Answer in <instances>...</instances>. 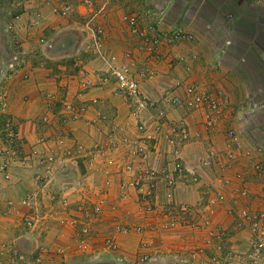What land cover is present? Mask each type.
I'll use <instances>...</instances> for the list:
<instances>
[{
  "label": "crops",
  "instance_id": "crops-1",
  "mask_svg": "<svg viewBox=\"0 0 264 264\" xmlns=\"http://www.w3.org/2000/svg\"><path fill=\"white\" fill-rule=\"evenodd\" d=\"M57 1L0 0V63L14 59L18 64L12 74L6 76L3 72L0 75V129L10 131L6 139L2 136L4 131L0 132V264H76V260L83 258L82 255L86 256L85 253L90 256L97 254V259L92 261V264H104L99 260L101 256L110 257L113 261V257H119L123 264H139L137 257L142 249L138 243L141 239L147 242L144 251L154 257L150 264L205 263L207 256H201L202 261L187 256L188 251L197 246L203 238L201 232L190 228L189 225L184 226L188 221L179 222L180 226L173 229L160 230L157 228L159 217L163 219L165 216H149L143 221H148L155 228L146 229L141 235L133 232L127 235L117 234L115 238L118 249L114 252L115 256H111L109 253H98V238L94 240L96 250L83 252L73 246H67L70 233L63 225L57 227L55 222L45 219L41 227L42 223L37 226L36 223L27 224L21 220L24 211L18 204L31 186L38 159L42 161L44 170L47 168L51 173L61 170L62 164H66V174L75 172L77 179L83 177L80 175L81 171L86 169V176L83 178L90 181L89 187H95L100 185L102 178L99 171L93 172L87 168L88 151L109 144L111 125L120 126V134L123 136H135V121L128 116L126 102L114 94L115 84L106 73V65L112 56H116L118 60L123 58L125 61L134 59L140 65L154 63L155 77L140 82L141 89L151 97L156 98L163 89L182 95L183 90L175 86V83L181 81L204 87L206 90L218 88L221 91L219 93L228 99L213 130L204 129L199 123L201 116L198 113H188L180 106L168 107L167 117L170 120L183 121L192 135H199L183 146L182 158L186 167L195 168L200 180L197 183L180 182L174 200L192 206L196 212L192 219H202L207 213L204 205L210 193L206 186L211 183L218 186L219 180L226 181L222 182L224 199L220 200L212 213L206 217L211 219L215 227L231 231L220 257L224 256L223 260L230 264H244L245 256L241 253L247 247L250 235L246 227H236V211L240 206L257 210L264 208V200L259 198L264 197V177L253 172L252 156L245 155L247 152L254 154V141L256 135H259L254 132L255 125L252 126L251 121L253 117L264 112V109L254 113L246 110L250 103L257 102L258 106L264 104V95L260 94L264 89V67L256 65L257 67L249 69L247 75H243L237 69L236 60L230 61L228 65L226 49L217 53L208 46L201 45L208 40L205 35L198 36V45L192 40H180L177 46L170 44V47H162L161 50L169 53L167 59L174 61L172 67L168 66L166 61L155 63L146 51L137 53V41L129 36L127 25L122 23L120 16L116 17L127 10L125 0L105 2L104 4L109 3V6L107 5L105 18L101 21L98 20L99 17L95 20L94 5L86 6L81 3L75 6L73 17H70L69 13L55 14L52 10L58 9L55 5ZM144 1L148 0H141L139 5L146 8ZM176 1L180 5L179 8L174 6ZM148 3L155 13L153 21H156L161 29H171L175 26H183L184 29L192 27L193 21L198 22L204 13V22L219 19L215 23L221 22L220 24L225 25V38L234 41L236 45L245 43L248 39L253 43L257 41L258 29L245 15L247 11L255 12L264 8V2L260 0H149ZM115 10L117 12H114ZM228 11H235L232 18L225 15ZM251 15L255 17L254 13ZM95 21L101 22L107 33L101 55L98 47L93 44V30L89 28L88 31V26L93 25ZM73 27L78 47L70 51L67 35H74H66V32ZM61 34L66 35L67 41L63 39L59 42L58 37ZM259 39L264 41V34ZM56 43L60 48L58 52L52 51V46ZM246 52L247 50H239V55L232 56L245 57ZM251 52L261 62V53L257 55L256 52ZM177 57L183 59L177 61ZM66 103L82 106L84 113L80 119L67 120L66 123L64 118L60 119L63 122L59 121L63 116L62 106ZM97 113L105 114L107 119L96 121ZM7 117L12 119L9 129L4 126V118ZM257 125L258 131L262 124L259 122ZM230 127L239 133L240 147L237 160L231 167H226L223 157L224 131ZM13 131L15 137L11 135ZM16 145L19 151L17 154ZM78 145L81 148L76 151ZM208 147L217 152V162L212 166L203 167L199 162L207 155ZM63 149L69 150L71 154L65 155ZM120 152L117 150L114 154L120 157ZM48 154H54L58 161L48 165L45 161ZM18 159H24L28 168H21ZM241 173L247 176L245 184L234 177L235 174ZM244 185L248 188V195L238 196L237 190ZM118 193V178H114L109 198L117 197ZM129 197L132 199L118 207V214H123L133 223L140 218L137 204L134 202L135 193L130 191ZM159 198V202H163L162 197ZM55 236L57 239L53 240ZM37 243H51V250H56V256L51 258L46 254L42 259L32 261L20 259L23 246L32 250ZM58 248L63 253H58ZM95 251L97 253H94ZM208 255L211 256L210 251Z\"/></svg>",
  "mask_w": 264,
  "mask_h": 264
},
{
  "label": "rangeland",
  "instance_id": "rangeland-1",
  "mask_svg": "<svg viewBox=\"0 0 264 264\" xmlns=\"http://www.w3.org/2000/svg\"><path fill=\"white\" fill-rule=\"evenodd\" d=\"M112 1H116V0H98V2H97V0H80V1H77V0H58L55 4V5H57L58 9L52 10V12H54L55 14H59L60 8H62L63 6H65L67 4H70L71 9L68 13L70 14V17H73L74 15H72V13L75 11V6L78 5V3H81V4L86 5V6L94 5V7H96L93 10V12H94L93 15L94 14L96 15V16H94L95 20H96V17H99L98 20L101 21L105 18L107 5L109 6V3ZM140 1L139 0H125V6L127 7V10H125V12H123L120 15H118V14L116 15V17L120 16L122 23H124L126 25H127V23L122 18L124 15L130 14V15H135L136 17H138V22H137L138 30L137 31L133 32L132 29L128 25L126 27L128 30L129 36H131L133 39H135L137 41V47H138L137 53L142 50L140 48V40H141L140 37H141V35H140L139 30L142 31V30L146 29L148 26L147 24L151 23L154 20L153 18L155 16L153 9L149 7V6H151L148 3L149 0L143 2V5L144 6L146 5L145 6L146 8H143L139 5ZM260 1L264 2V0H260ZM105 2H109V3L104 4ZM127 3H129V4H127ZM179 3L181 4L180 1H179ZM174 6L179 8L180 5L176 1L174 3ZM114 12H117V11L115 10ZM221 12H224V11L221 10ZM234 12L235 11H228L225 13V15L231 16V18H232L235 14ZM202 13H203V11L201 9L200 14H202ZM253 13L255 14L254 18L251 15ZM249 15H251V16L249 17ZM245 16L246 17L248 16V18H250V21L253 23L254 27H257V29H258V32L256 33V35H257L256 40L257 41H255V43H253L252 40L250 41L248 39L245 43H237L238 45H236L234 43V41L232 42L231 40H227L228 38H225V35H227L225 25L220 24L221 22L215 23L219 19L218 20L214 19V21L211 20V21L204 22V20L206 18L204 13L201 15V17L199 15L200 18H199L198 22L193 21L194 23L191 25L192 27H189V28L185 27L187 30L184 29L183 26H179V27L183 28L185 31L190 32L192 34V37H193L192 42L194 41L193 43L195 45L199 44L200 38H198V36L205 35V37L208 40L206 39L207 42L203 41L204 44L202 43L201 45H204L205 47L208 46L211 50H213V52H217V53L220 50L225 51V49H226L227 54H228V56H227L228 65H229L230 61L236 60L237 64H238L237 69L243 75H247V72L249 71V69H253L254 67H257L256 65H258V67H264V41H261L259 39L264 34V8H259L255 12L254 11H247V15H245ZM175 27H172L171 29L168 27H164V29H163V27H162V32H163V34H168ZM89 28L91 30H93L94 36H95V34H97V36H98L97 47L99 50V54L101 55V54H103V51H102L103 42L107 36L106 35L107 33L105 31V27L101 24V22L96 23V21H95L93 23V25L88 26V31H89ZM98 28H99L100 32H97L94 34V32H95L94 30H96ZM85 30H86V28H85ZM68 33H71V34L73 33L72 35H74V36L71 37V35H67ZM66 35H67L68 41H69V42H67L69 45L68 50H70V51L75 50L78 47V45H77L78 43L77 44L75 43L77 38L75 36L76 34L74 31V27L72 29H69L66 32ZM66 35L61 34L58 37L59 42H61L63 39L66 40L67 39L65 37ZM91 40L89 41V44H90ZM224 41H225V43H224ZM178 42L179 41L172 42V43L162 42L161 48L166 47V46L170 47V44H174V45L176 44L175 46H177L179 44ZM53 45L54 46H52V51L58 52L60 50V48L58 47V44L56 43ZM174 45H171V47H174ZM94 47L95 46H93V48ZM239 50L240 51L247 50V52L245 53V57H243V56L239 57L238 56L237 58H234L233 57L234 55H239L238 54ZM251 50L256 52L257 55L261 53L260 54V55H262L261 62L253 56V53L251 52ZM167 55H169L168 51L165 52V51L161 50L160 55L157 57L158 59L154 60L155 63L166 61L167 65L172 67L174 65V61L171 58L167 59ZM230 56H232V57H230ZM173 59H174V56H173ZM176 60L178 61V60H182V59H180V57L179 58L177 57ZM121 61H124V59L122 58L121 60H118L116 56H112V58L110 59V62H108L106 65V69H107L106 73H108V75H110L109 79H112L114 84H115V79H114V76L112 74V67H115V68L119 67L118 65H121V64H119ZM220 61H221V59H220ZM149 65H151L153 67L155 66L154 63H149ZM153 70H154L153 74L151 75L150 78H142V80L153 79L156 75V68H153ZM105 80L103 79V81H105ZM192 85H195V84H192ZM175 86L180 87L183 90V94L181 96L186 95V90H185L186 88L185 87L188 86V84H185L181 81H178L177 83H175ZM195 86L197 87L196 90L199 92H202L204 94V96H206L208 99L211 98V99L220 100L223 98V99H225V101L222 102V103H224L223 107H225L227 105L228 99L224 96V94L219 93L221 91L218 88L206 90V89H204V87L201 88L198 85H195ZM140 89H141V86H140ZM141 91L143 93H145L142 89H141ZM165 91L172 92L171 95L174 94L173 91H170L169 89H163L159 96H157L156 98L155 97H152V98H154V99L160 98V96L163 95V93H165ZM145 94H147V93H145ZM260 94L264 95V89L261 90ZM120 98L123 99L122 97H120ZM123 100L126 102V104L128 106L127 101L125 99H123ZM253 103H254L253 111L251 109V107L253 106L252 103H250L249 106L247 105V107H246L247 111H250V112L252 111V113H254L255 111H258V112L263 111L262 109H264V106H263L264 104L263 105L261 104V106H263V107H261V106H258L257 102H253ZM93 104H95V103H93ZM46 106L49 107L51 105H46ZM177 106L182 107L188 113H193V112L198 113V115L201 116V120L199 123H201L203 125L204 129H206V130L215 129L217 124H218L217 121L221 117L220 116L219 118H217V121H215V125H213L212 127H209V128H205L204 120H203L205 110L207 112V109L205 107H204V109H188L185 105H177ZM205 106H206V104H205ZM165 107H174V106L171 104H167V102H166ZM80 108H82V106H79V105L77 106L73 103L64 104L62 106L63 116H62V118L59 116L60 117L59 121L63 122L60 119L64 118L66 120L64 123H66L67 120L68 121H70V120L75 121V120L80 119L82 114L84 113V109L79 112L77 118H75V119L70 118V116L76 110H78ZM168 109H167V113H168ZM238 110L241 111L240 108ZM167 113H166V116H167ZM128 116H129V113H128ZM106 119H107V116L105 114H103V113H97L96 114V117H95L96 121H104ZM167 119L169 121H171V124H174L175 126L184 125L186 127L187 132L189 133V140L188 141H190L191 138H196L197 136H199L197 134L192 135V133L189 131V129L187 127V124L184 123L183 121L174 122L173 120H170L168 117H167ZM263 119H264V112H261V113H259V115H256L255 117H253V119L251 121V125L252 126L255 125V126H253L254 127L253 129H254V132L256 134L258 133V131L256 130V127L258 126L257 124H259V122L262 123ZM4 124H5L4 126L8 127V129H9V127L12 125V119L9 117L4 118ZM174 125H173V127H174ZM232 129H234V128H232ZM120 130H121L120 126L111 125L109 144H113V143L118 142V139L121 136H123L120 134L121 133ZM135 130H136V121H135ZM1 131H4V135L1 133L4 138L8 137V135H10L9 134L10 131H7L6 129H0V132ZM164 131H168V130H166V128H164ZM11 135L12 136L14 135V137H15L14 131L11 133ZM135 135L136 136L139 135L137 130H136ZM236 135L239 136V133L237 131H236ZM256 136H257V138L254 141V149H253V153L255 155L252 154L251 152L245 153V155H247V156H250V157L252 156V162H251L252 166L255 163L259 162L260 160H261V162H264V150H262L260 148L262 140H261V137H259V135H256ZM42 139L43 138L41 137V140ZM186 143L187 142H185L182 145V148ZM17 144L19 145L18 142H17ZM18 145L15 146V150L17 151L16 154L19 153ZM105 146H107V145H105ZM158 147L160 150L167 149L166 143L164 141H160V144H158ZM182 148H181V156H182ZM93 150L94 149L88 151L87 168L93 172L99 171L101 173V178H102L100 185H96L95 187H93V186L89 187L90 181H88L87 178H83L84 175L86 176V169H85V171L84 170L81 171L82 174H80V175H82L83 177H80L77 179L75 176V172L70 173L69 175L66 174V172H65L66 167H67L66 164L65 165L62 164L63 165L62 169L58 170L59 173L57 170L55 171V173H51V171L49 172V170H47V168H46V170H44L42 161H40L38 159V163L36 164L35 173L32 176L31 186L26 190L23 198L20 199L19 204H18L23 208V211H24L23 216L21 217V220L23 221V223H25V219L28 216L30 219L31 218L34 219V221H32L31 223H36L37 226L41 225V223H42L41 227H43V221L45 219L46 220L50 219L51 222H53V223L55 222L57 227H58V225H60V227L63 225L65 227V229H67L69 231L70 234H69L68 238H69L70 242L67 245L68 247L73 246V247L77 248L76 244H77L78 240L80 238H82L83 236H86L85 238L87 240H90L93 245H95L94 240L96 238H98L99 241H98V244L96 246V249H99L98 253L101 252V253H104V255L109 253L111 256H115V254L113 252H109L108 250H105L104 247L102 246L103 241L107 236L112 235V234L114 235L115 232H116V235L119 234L117 227L114 225L115 221H113V219H114L113 213L110 212L111 211L110 209L108 210L107 204L104 203L103 207H101L100 217L99 218L94 217L92 220L90 217L94 203L102 197L103 198L109 197V191L106 192V190H105V186H106L105 176H103V174H102L105 161L103 158L95 157L93 159L92 158V151ZM218 154H221V152H218ZM237 154H238V152H237ZM114 156L113 157L115 158V161H117V164L121 165L120 163H123V160L121 159L122 157L120 156L117 158L116 155H114ZM238 156H239V154H238ZM238 156H237V158H238ZM223 157H224V154H223ZM182 161H183V158H182ZM17 162H20L21 168H23V169L28 168V164H24L25 163L24 159H23V161L18 159ZM216 162L217 161L215 159V163ZM232 163L233 162L227 163L225 160V166L226 167H231ZM118 165H116V167H111V171H113L115 174H116L115 169L120 168V167H117ZM212 165H213V163L211 164V166ZM203 167H209V166H203ZM253 172H255L256 175L258 174L254 168H253ZM237 175L238 174L234 175L235 179H239V178H237ZM241 175H242L243 179L241 178L240 180L242 181L243 184H245L244 182H247V176L245 177L243 173H241ZM259 176H261V175H259ZM115 177L116 176L114 175L113 178H115ZM261 177H263V176H261ZM182 182L185 184H186V182L189 183L188 181H182ZM218 182H219L218 186H217V184H213V183L208 184L206 186V188H207L206 190L208 192H210L208 194V199L204 205V210L207 212L206 215H209V213L211 214L212 213L211 211L213 210L214 206L220 201V200H217L218 199L217 197L219 194L224 199V196H223L224 195V191H223L224 186L222 185L224 183H222V182H226V181H223V179H222V180H219ZM68 183H70V184L68 185ZM111 187H112V185L110 184V186H108V190H110ZM243 187L246 189V194L241 195L239 192V190L241 189L240 188L239 190H237L238 196L244 197V196L248 195V193H249L248 188L246 187V185H244ZM128 193L130 194L129 191H128ZM118 195H119V193H118ZM259 198L261 200L262 199L264 200V197H259ZM129 199H132V197L127 198V200H129ZM107 200H106V202H107ZM110 200H112V198H110ZM216 200H217V202H216ZM159 201L160 200H158V202ZM159 204H160V202H159ZM178 204L184 205L187 207L186 213H183V215L185 216L183 218V221H186V222L188 221V222L184 223L185 224L184 226L189 225L190 228L195 229V230H197L203 234V238L200 240V243L197 246H194L191 250H189L187 256H189L190 259H198V260H201L203 256H207L205 258V263L202 262L203 264H227L228 262L223 260L224 256L220 257V255H221L222 249H225V244H226V241L230 238L231 231L229 232L227 229L215 227L214 225H212L211 219L209 220L206 217V215L202 219L201 218L199 219L198 217L197 218L194 217L195 219H192V215L194 213L196 214L195 210L193 208H191L192 206L190 207V206L183 204V203H178ZM100 206H101V204H100ZM259 206L262 207V205H259ZM242 210L264 214V208H262V209L260 208L257 210V209H249L248 207L246 208L243 206H240L236 212L238 213L239 211H242ZM137 212L139 215L138 218H140V220H138L137 222L130 223L126 217L121 218V220H123V223L129 224L130 226L143 224L144 223L143 220L147 219L148 215L145 214V215L141 216V213L138 210H137ZM162 218H163V215H162ZM261 221H262V225L264 226V217L261 219ZM189 223H193L194 226L191 227V225ZM241 227H246L248 232H249V235L251 237V233L249 231L248 226L246 224H244ZM241 227H239V228H241ZM84 229H85V231H84ZM220 229H221V231H220ZM57 230H58V228H57ZM81 230H83L84 232L81 233ZM91 230H93V232H95L94 233L95 238L93 237V235L91 237V233H90ZM208 230H211L213 232H217V231H220L221 233L223 232L224 233L223 234V237H224L223 241L222 240L216 241L213 239L212 240L208 239V236L206 234ZM96 231L100 232V234H99L100 236L97 234ZM85 232H88V234L87 235L84 234ZM127 234H129V233H125V235H127ZM56 237L57 236L53 237V240H56L57 239ZM206 238H207V240H206ZM52 242L53 241H51V243ZM51 243H48V244L37 243L35 248H33L32 250H29L28 247L23 246L22 254L20 253L21 256H19V257L23 261L27 260V259L30 261L37 259V258L42 259V257H44L46 254L50 255L49 257L53 258L54 256H56V253H55L56 250H51L52 249ZM139 243H140V241H139ZM139 243H138V245H139ZM249 244H250V240H248V245L246 247L247 249L245 248L243 250L244 253L243 252L241 253V255L243 254L245 256L244 264H248V258H249V252H250ZM199 248L201 250H199ZM77 250H78V248H77ZM92 250L90 249L89 251L92 252ZM209 251H210V255H211L210 257L208 255ZM94 253H97V251H95ZM192 253H194V255H195L194 257H192ZM85 255L86 256L82 255L83 256L82 259L76 260V264H92V261H94V259L91 258L90 254L85 253ZM227 256H229V255H227ZM0 257H2L1 253H0ZM101 257L102 258H99V260L103 261L104 264H118V263L123 264L119 257H113L114 261L110 257L109 258H106L105 256H101ZM220 259H222L223 261ZM151 262L143 263V264H150ZM72 264H75V263H72ZM228 264H230V263H228Z\"/></svg>",
  "mask_w": 264,
  "mask_h": 264
},
{
  "label": "built area",
  "instance_id": "built-area-1",
  "mask_svg": "<svg viewBox=\"0 0 264 264\" xmlns=\"http://www.w3.org/2000/svg\"><path fill=\"white\" fill-rule=\"evenodd\" d=\"M70 9L71 5L67 4L59 9V14L66 15ZM122 18L133 32L138 30V17L128 14ZM147 25L146 29L139 30L141 35L140 48L146 51L148 57H151L153 61L158 59L157 57L160 55L162 42L191 41L193 38L190 32L185 31L179 26L173 28L168 34H163L162 29L156 21H152ZM94 31V34L100 32L99 28ZM93 39L94 45L97 46V34L95 36L93 35ZM180 59H183V57H180ZM121 62L119 63L121 65H118L119 67H112V74L115 79L114 94L127 101L129 116L136 121V130L139 135H135L134 137L121 136L118 142L108 144L107 146H98L92 151L93 159L97 157L103 158L105 161L102 174L105 176L106 192L109 191L108 186L113 184V176L115 175V178H118L119 195L112 198V200L109 197H102L103 199L100 198L97 200L92 207L90 217L91 220L94 217L99 218L101 207L106 203L108 210L110 209V212L114 215V225L117 227L119 234L134 232L135 234L141 235L146 229L152 230L155 227L148 223V221L140 225L130 226L121 220L125 216L118 214V207L129 201L127 200L130 195L128 191H133L135 193L134 202H136L137 210L141 213V216L145 214L148 217L152 215L158 217L163 215L165 218L161 219L159 217L160 220L158 221L157 228L160 230L173 229L176 226H180L179 222L183 221L185 217L183 213L187 211L186 206L179 205L174 200L178 184L182 181L197 183L200 178L195 168L186 167L182 161L181 148L189 140V133L184 125L175 126L171 124V121L166 116L168 107H165V103L167 102V104L173 106L185 105L188 109H204L205 107L207 112L205 110L203 120L205 128H209L215 125L217 118L222 115L224 105L222 102L225 99H208L202 92L197 91V87L192 84H188L185 87V96L178 94L171 95L172 92L165 91L160 98L154 99L143 93L140 89V81L142 78H150L153 74L154 67L149 65V63L140 65L134 59ZM17 65L14 59L6 61L3 64L0 63V75L3 72L6 76L12 74L15 72ZM253 107L254 103L251 107L252 111ZM81 110L83 108L76 110L70 118H77ZM261 124L258 133L263 143H261L260 148L264 150V119ZM164 128L168 131H164ZM224 135V157L227 163H231L237 159L240 142L236 131L232 128H227ZM160 141L166 143L167 149H159L158 144H160ZM80 148L78 145L76 151H79ZM117 150L121 151V159L123 160V163H120L121 165H118L114 158V151ZM63 153L68 156L71 154L67 149H63ZM150 157L152 159L154 157L156 158L152 160ZM216 157L217 153L211 147H208L207 155L199 162V165L211 166L215 162ZM56 160L58 161V157L54 154H48L45 158L48 165L55 163ZM116 165L120 168L115 169V174L111 171V167H116ZM252 167L259 175L264 177V162L260 160ZM237 178L241 179L242 175L238 174ZM239 192L241 195H245L246 189L243 187ZM159 197H162L163 200L160 204L158 202ZM217 198V200H223L220 194ZM263 217V213H254L246 210L237 213L238 221L236 222V227H241L246 224L251 233L248 264H264V226L261 221ZM32 221L34 219H30L28 216L25 219L27 224H31ZM189 224L191 227L194 226L193 223ZM84 231L81 230V233ZM220 231L213 232L208 230L206 233L208 239L223 241L224 233ZM90 233L91 237L93 235L95 238V232L91 230ZM84 234L87 235L88 232ZM85 237L83 236L78 240L76 244L78 250L87 252L90 249H95V245ZM115 237L116 232L114 235H109L104 239L102 246L105 250L114 253L118 249V243ZM139 246L142 252L139 253L137 262L143 264L153 261V255L144 251L147 247V242L144 239L140 240ZM199 250L201 249L199 248ZM57 252L63 253L61 249H58ZM194 256V253H192V257ZM91 258L94 260L97 259V254H94Z\"/></svg>",
  "mask_w": 264,
  "mask_h": 264
}]
</instances>
